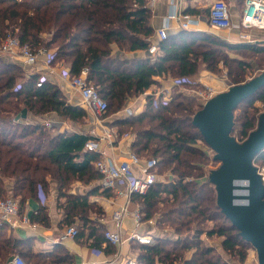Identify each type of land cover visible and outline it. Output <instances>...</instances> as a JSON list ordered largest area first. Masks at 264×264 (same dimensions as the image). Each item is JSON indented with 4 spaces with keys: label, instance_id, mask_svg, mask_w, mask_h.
<instances>
[{
    "label": "trees",
    "instance_id": "1",
    "mask_svg": "<svg viewBox=\"0 0 264 264\" xmlns=\"http://www.w3.org/2000/svg\"><path fill=\"white\" fill-rule=\"evenodd\" d=\"M148 0H0V39L7 34L17 36L21 43L33 49L53 50L52 63L62 62L71 75L87 69V78L114 112L122 109L134 96L158 84L156 77H187L199 72L200 66L214 69L220 61L222 47L264 52V44H233L210 33L182 29L159 40L158 51L145 57H121L120 51L147 50L154 29L150 24ZM259 44V43H257ZM118 47L114 51V46ZM228 75L232 85L245 81L248 62L233 58ZM224 65L227 66L225 60ZM40 73H26L18 63L8 62L0 55V197L9 194L19 202L20 211L28 198L39 189L48 190L50 177L62 188L72 178L84 182L100 180L95 168L100 154L85 148L88 133H52L40 122L18 117L27 109L34 115L54 112L74 121L86 117L80 105L67 102L58 84L41 81ZM180 87V86H179ZM167 105L154 104L148 95L144 110L123 118L125 129L135 134L132 147L139 156L148 153L157 157V172L168 171L171 179H157L143 194L134 193L141 220L152 218L173 224L178 235L175 245L168 248V240L157 237L151 244H137L138 258L148 264H232L220 252L203 244L205 232L223 237L225 252L238 255L244 261L252 245L243 240L239 230L225 217L217 205L215 186L209 181L212 169L219 166L214 151L192 124L196 111L193 99L173 91ZM194 101V100H193ZM264 103V87L241 102L234 112L232 135L243 141L257 125L261 113L255 105ZM238 111V114L236 113ZM108 112V111H107ZM264 163V150L256 159ZM212 163L206 169V164ZM160 173V172H159ZM105 189L104 193L107 194ZM65 220L73 226L75 217L81 220L78 234L96 248L110 246L104 238L105 227L96 225L89 216L94 206L87 196L65 195ZM168 204L157 215L159 204ZM156 219V220H157ZM213 222L212 227H205ZM31 239L18 238L8 225L0 222V264L19 252L26 264H75L74 257L61 244L52 251H35ZM112 245V244H111Z\"/></svg>",
    "mask_w": 264,
    "mask_h": 264
},
{
    "label": "crops",
    "instance_id": "2",
    "mask_svg": "<svg viewBox=\"0 0 264 264\" xmlns=\"http://www.w3.org/2000/svg\"><path fill=\"white\" fill-rule=\"evenodd\" d=\"M213 1L214 0H161L153 6L148 4V8L151 10L150 24L154 29V34L150 37L151 45L159 43L157 30L164 24L168 23V34L170 35H176L177 32L182 30L179 21L170 18L171 13H173L175 9L182 13L186 12L198 17L199 23L188 30L210 33L211 35L224 38L225 35H221L219 30L213 29L208 23L209 8ZM224 1L229 7L233 21L237 23L240 19L241 10L244 6L245 0ZM223 32H226L229 38L234 40L240 35V30L237 28L225 30ZM251 36L253 39L258 38V42H264V30L253 29L251 31ZM114 51H117L118 53V47L116 45L114 46ZM118 54L121 57L130 58L145 57L148 56L150 52L148 49V51H120ZM1 56L8 62L20 64L25 69L26 73H40V79L49 80L58 84L67 102L74 105H80L84 108L81 104L80 94L73 88L69 79H66L61 75L62 69H69L64 63L56 62L53 63L52 66L47 67L44 62L40 60L37 64L31 66L25 64L21 57H10L7 55ZM175 78L176 77L166 76L156 77L158 84L152 85L146 92L134 96V98L131 97L125 105L127 107L107 116L101 122L95 120V116L90 110V112L88 111L87 120L80 126H76L73 122L68 121V119H66L67 117L60 116L54 112L43 115H34L28 112L25 119L29 122L45 123L51 129L52 133L83 132L94 135L98 137V140L100 139V148L108 156L114 158L116 161L126 160L129 159L131 152H135L132 147L135 134L131 131L119 133V129H125L122 124V119L132 114L136 115L141 113L146 106L148 95L154 96L155 93L165 92L171 97L172 92L179 87L173 85V79ZM126 108H130L132 113L128 114L125 111ZM106 131H112L113 139L107 140L102 138ZM140 157L144 159L148 156L145 157L141 155ZM170 179L171 175L163 177L162 180L168 181ZM49 183L51 184V187L48 188L46 196L41 188L35 196L28 198L21 208V213L27 214L30 217V225H24L13 230L16 237L23 239L30 238V243L35 251H52L55 249L56 244H61L70 254L73 255L75 264L124 260L139 255L137 249L134 247L135 244L139 243L135 242L133 239H129V235L133 231L149 235V233L145 231V224L152 220L149 219L147 221H142L139 226L136 225L134 211H140V205L138 202L132 200L131 197L128 198L124 195H120L111 189L107 190L108 193L105 194V189L101 186L99 179L87 183L75 178V181L69 186L62 188V192L65 193V195L87 196L89 203L94 204L89 210L88 217L96 225L104 226L105 229L120 228L124 240L122 244L117 246L111 244L110 246H107V244H103L102 247L96 248L95 245H91L92 238L87 240L86 236L75 238L66 235L65 232L67 228L70 227L65 220V207L68 198L61 194L57 180L51 178L49 179ZM7 188L9 189V196H12L10 185ZM112 193H114V195H112ZM125 208L127 213L121 221L120 227H116V224L112 219L113 214L115 211L123 210ZM72 224L78 226L81 224V221L78 217H75ZM96 250L99 252H96Z\"/></svg>",
    "mask_w": 264,
    "mask_h": 264
},
{
    "label": "built area",
    "instance_id": "3",
    "mask_svg": "<svg viewBox=\"0 0 264 264\" xmlns=\"http://www.w3.org/2000/svg\"><path fill=\"white\" fill-rule=\"evenodd\" d=\"M161 0H148V4L151 6L156 5ZM170 18L177 19L182 29H190L199 23L198 17L193 16L190 13H182L175 9L171 13ZM209 25L219 31L231 30L237 28L240 30V38L242 41L257 42L251 36L253 29L264 30V0H245L244 6L241 10L240 19L235 23L230 15L229 7L224 0H214L209 8L208 13ZM169 25L164 24L158 28L159 40H164L168 35ZM158 51L157 44H152L149 47L150 53H156ZM54 51L47 50L44 47L33 49L27 43H21L17 36L7 34L0 39V55H7L10 57H21L25 64L34 65L40 60L44 62L47 67L52 66L54 58ZM61 75L64 78H68L73 88L80 94L81 104L84 108L90 110L95 117L101 122L104 119L105 114L108 111L107 101L98 93L96 88L91 84L87 78V69H83L81 73L71 75L69 69L64 68L61 70ZM43 81V79H40ZM203 79L195 80L191 76L176 77L173 79L174 86L185 87L191 84H198L203 82ZM206 88L195 91V96L202 99L203 102L210 99L222 90H218L212 85L204 84ZM155 105L161 103L167 105L171 100L168 93L158 92L153 97ZM125 111L129 114L132 113L130 108H126ZM103 139H113L112 131H106L102 136ZM85 148L91 151H95L100 154L99 158L95 161L94 165L98 172L101 174L100 184L104 189H111L120 195H124L128 198L134 193L143 194L146 193L150 187L158 179L157 172V158L147 157L142 159L137 153L131 152L129 159L116 161L114 158L108 156L100 148V139H90L85 143ZM258 172L261 175L262 182L264 184V163H256ZM41 189V188H40ZM126 208L123 210L115 211L113 214V221L116 227H120L121 221L126 215ZM141 212L139 210L134 211V218L136 225L139 226L142 222ZM0 222H4L8 225L9 229L15 230L18 227L24 225H30V217L27 214H23L20 211L19 202L14 197L0 198ZM66 235L75 237L78 234V228L76 226H70L66 230ZM104 238L112 245H119L123 243V237L120 228L105 229ZM129 239H133L140 244L153 243V237L147 234H142L137 231H133L129 235ZM96 252H99L96 250ZM252 257L255 256L256 251L252 247ZM3 264H26L25 260L19 253H14ZM86 264H148L145 261L133 256L124 260H112L107 262H91Z\"/></svg>",
    "mask_w": 264,
    "mask_h": 264
},
{
    "label": "water",
    "instance_id": "4",
    "mask_svg": "<svg viewBox=\"0 0 264 264\" xmlns=\"http://www.w3.org/2000/svg\"><path fill=\"white\" fill-rule=\"evenodd\" d=\"M262 87L264 70L212 96L192 119L214 151L213 159L220 163L209 174V181L216 189L217 205L243 240L255 249L258 264H264V184L255 159L264 150V111L258 115L255 129L243 141L232 135V131L238 105ZM18 117L25 119L27 109Z\"/></svg>",
    "mask_w": 264,
    "mask_h": 264
},
{
    "label": "rangeland",
    "instance_id": "5",
    "mask_svg": "<svg viewBox=\"0 0 264 264\" xmlns=\"http://www.w3.org/2000/svg\"><path fill=\"white\" fill-rule=\"evenodd\" d=\"M226 32H228V31H226ZM226 32L219 31V33H221V35H225V37L223 39H225L226 41L228 40L229 43H233V44H240L241 43L240 41H242V40L240 38V35L238 38H235V40H234L232 38H229V36L227 35ZM260 39H261V37H260ZM256 40H257V42L252 43V44H254V46L264 44V42H262V41L258 42V40H259L258 38ZM257 43H259V44H257ZM221 51H222V52H220L221 55L219 56L220 61L218 62L217 66L214 67V69H206L204 66H200L198 74L191 76L195 80H199L201 77L203 79L202 80L203 82H198V84L193 83V84L187 85L185 87H177L174 91L180 92L182 94V97H189V98L193 99L194 101L193 100L191 101V103L193 105L197 106L196 104H198V105L202 106L204 104V102L202 99H199L197 96H195L196 95L195 91H197V90L200 91V90L206 88L204 85L205 83L208 85L214 86L219 91L220 90L223 91V90L227 89L230 85H232L231 80L233 79V76L228 75V66H229V63L234 65V66L236 65V63L231 62V60L233 58L241 59V60L248 62L249 65H248V68H247L245 75H244L245 81L249 80L251 77H254L255 75L259 74L260 72H262L264 70V52L256 53L252 49L251 50L250 49L235 50V49H229V48H225V47H222ZM225 60L228 62L227 66H225L223 63ZM199 74H200V76H199ZM172 93H174V92H172ZM131 100H134V99H131ZM255 105L258 107L260 112L264 111V103L263 102L257 101L255 103ZM125 107H127V106H124L123 108H125ZM112 109L113 108L110 106V108H109L108 112L105 114L104 118H106L107 116L114 113V111ZM85 111L87 112V115H86L87 117H85L83 119H80L77 121H74L70 118H66V119H68V121L73 122V124H75L76 126L83 125L88 118V113L90 112L87 109H85ZM236 113L238 114V111ZM94 118L96 121H98L97 117H94ZM146 156L157 157L155 155H152L151 153H148ZM211 166H212V163H207L205 167L207 169V168H210ZM167 176H170L168 171H161V167H160V169H158V177L157 178L163 179V177H167ZM50 179H51V177H50ZM74 181H75V178H72L71 180H69L67 183V186H69ZM48 186H49L48 188H50L51 184L49 183ZM67 186H65V187H67ZM46 193H47V191L44 192L45 196H46ZM112 195H114V193H112ZM7 197H11V195L9 196V194L5 193L4 196H1L0 198H7ZM167 206H168V204H165V203L159 204L158 205L159 208L157 209L156 214L160 215L161 209H163ZM93 215H95V214H93ZM156 219L157 218L155 216V218L150 219V220H152L151 222H148L147 224H145V227H146L145 231L147 233H149L150 236L153 237V242L156 241L157 237H164V238H167L168 240L165 243L163 241V244L168 248L172 247L173 245H175L174 240H176V238L178 237V235L175 233L173 224H171L167 221L160 223V222H158V219L157 220ZM75 226H77V225H75ZM204 226L208 227V228L212 227L213 222H207L204 224ZM78 227L80 229L81 224H79L77 226V228ZM201 239L203 241V244L213 247L216 252H220L223 255L224 259L227 261H231L232 264H258L257 254H255L254 257H252V255L249 254V253H251L252 247L248 248V254H247L245 260L240 261L239 258L237 257L238 256L237 254L232 255L229 252H225L223 250V248H222L223 237L222 236H219L217 234L208 235L207 233L204 232L201 236ZM134 247L137 249L138 253H141L143 251V250L139 249L137 244H135ZM16 253H19V252H16ZM157 264H160V263L158 262ZM174 264H182V262L177 261Z\"/></svg>",
    "mask_w": 264,
    "mask_h": 264
}]
</instances>
